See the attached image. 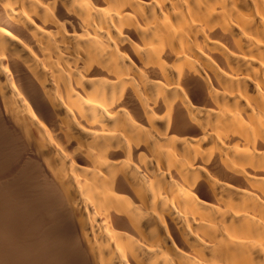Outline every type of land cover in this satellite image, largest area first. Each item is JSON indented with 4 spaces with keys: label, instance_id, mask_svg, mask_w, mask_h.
<instances>
[{
    "label": "bare ground",
    "instance_id": "bare-ground-1",
    "mask_svg": "<svg viewBox=\"0 0 264 264\" xmlns=\"http://www.w3.org/2000/svg\"><path fill=\"white\" fill-rule=\"evenodd\" d=\"M0 264H264V0H0Z\"/></svg>",
    "mask_w": 264,
    "mask_h": 264
}]
</instances>
